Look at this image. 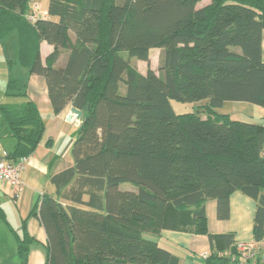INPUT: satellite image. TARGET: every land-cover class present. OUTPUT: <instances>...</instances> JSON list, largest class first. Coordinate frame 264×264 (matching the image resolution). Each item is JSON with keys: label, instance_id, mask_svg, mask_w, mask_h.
I'll return each instance as SVG.
<instances>
[{"label": "trees", "instance_id": "trees-1", "mask_svg": "<svg viewBox=\"0 0 264 264\" xmlns=\"http://www.w3.org/2000/svg\"><path fill=\"white\" fill-rule=\"evenodd\" d=\"M32 1L0 0V42L15 35L17 44L6 95L26 98L28 77L39 75L55 113L83 112L74 166L52 177L55 196L33 211L48 237L46 264H179L147 237L164 230L208 236L205 264H230L235 237L209 233L206 203L216 200L218 219L228 220L237 191L257 203L262 241L264 124L218 110L264 108V0H212L200 10V0H50L48 18L31 23ZM43 41L55 47L45 62ZM152 49L162 51L159 72L142 74L135 64L149 63ZM171 100L195 111L177 114ZM0 113L17 142L9 159L28 158L45 132L38 107L1 104ZM11 232L28 264L33 238Z\"/></svg>", "mask_w": 264, "mask_h": 264}, {"label": "crops", "instance_id": "crops-1", "mask_svg": "<svg viewBox=\"0 0 264 264\" xmlns=\"http://www.w3.org/2000/svg\"><path fill=\"white\" fill-rule=\"evenodd\" d=\"M49 2L50 0L48 1V8ZM211 2L212 0H200L196 5V9L200 10L210 5ZM52 19L57 20V18ZM1 43L4 45L3 42ZM15 50H17V44ZM154 50H160L156 53L160 59L161 49H152L150 60H152ZM40 51L41 58L45 62L55 51V47L43 41L40 45ZM60 52L61 58L58 64L62 65L67 59L68 51L61 50ZM262 56L264 61V31L262 35ZM5 58L2 55L3 73L0 72V105L6 104L12 108H19L30 100L38 107L45 124V132L34 153L27 158L22 173L26 187L21 195L18 198L15 197V191L8 184L0 183V208L7 221V223L0 221V264H21L17 251L18 240L11 230L19 234L20 237H23L26 230L29 237L33 238L28 264H46L49 248L48 237L38 215V209L37 214L36 212L33 214V211L46 194L55 196L56 188L51 181L52 177L74 166L72 148L83 123V114L81 119L77 120L75 115H71L72 105H69L59 114L55 113L49 99L46 80L39 75L28 77L26 81V98L7 96L6 86L11 80V73L9 74L7 69L8 58H6V61ZM150 65L151 63L137 61V66L142 74L148 71ZM151 67L154 70V66ZM227 107L230 111H225ZM218 111L221 114L230 115L232 119L241 115L245 117V121L264 124V108L252 103L226 102ZM203 115V118H206L207 115ZM70 116L72 119L69 121ZM16 143V139L12 136L0 113V159L14 162L9 159L8 155L14 151ZM123 187L124 185L121 186L122 189H124ZM256 210L257 203L252 198L237 191L230 198L229 219L220 220L217 217V201L208 200L206 214L209 233L216 235L233 234L235 242H256L254 238ZM150 238H153L161 247L176 255L179 258V264H205V257L210 252V241L206 235L164 230L159 235ZM256 243L264 256V239Z\"/></svg>", "mask_w": 264, "mask_h": 264}, {"label": "built area", "instance_id": "built-area-1", "mask_svg": "<svg viewBox=\"0 0 264 264\" xmlns=\"http://www.w3.org/2000/svg\"><path fill=\"white\" fill-rule=\"evenodd\" d=\"M30 5L35 11L29 13L27 18L31 23H35L40 19V17H37L38 4L32 1ZM46 15H48V12ZM41 18L46 19L43 16ZM26 162L27 158H22L18 162L0 159V183L8 184L15 191V197L17 198L26 187L25 181L22 178ZM235 247L236 253H229L227 255L230 258V264H264V256L260 252L256 242H236Z\"/></svg>", "mask_w": 264, "mask_h": 264}, {"label": "rangeland", "instance_id": "rangeland-1", "mask_svg": "<svg viewBox=\"0 0 264 264\" xmlns=\"http://www.w3.org/2000/svg\"><path fill=\"white\" fill-rule=\"evenodd\" d=\"M34 1L37 2V4H38V15H37V17L41 18L43 16L45 18H48V15H46V13L48 12L47 9H48V1L49 0H34ZM34 11L35 10L33 8H31V5H30V9L28 10L27 14L34 12ZM15 38H16L15 35H10L9 37H7L6 39H4L2 41L4 43V45H2V43L0 42V72H2V73H3L2 65H1L2 55L5 58V54H6V58H8V60L9 59L14 60L17 57L16 56L17 50H15V47H16ZM158 51H160V50H154V52L152 54V60H150V62H149V63H151L149 68H152L151 66H154V71H156V72H159V55H156V53ZM6 58H5V61H6ZM135 65L139 71L137 63ZM19 70H23V68H19ZM171 104H172V107L177 114H184V113H188L191 111H195V107H196V106L194 107V105L191 103H184V102H180L177 100H171ZM225 111H230V110H228V107H227L225 109ZM233 119L245 121V117H243L241 115H239ZM123 188H124V190L125 189H129V190H137L138 189L137 186L132 185V184H124ZM147 236L154 237V235H150V234H148ZM161 243L164 245L163 242H161Z\"/></svg>", "mask_w": 264, "mask_h": 264}, {"label": "water", "instance_id": "water-1", "mask_svg": "<svg viewBox=\"0 0 264 264\" xmlns=\"http://www.w3.org/2000/svg\"><path fill=\"white\" fill-rule=\"evenodd\" d=\"M83 112L75 107L71 109V115H75L77 117V120H80L82 117ZM71 116L69 118V121L71 120Z\"/></svg>", "mask_w": 264, "mask_h": 264}]
</instances>
